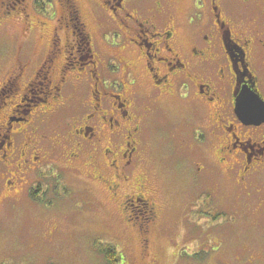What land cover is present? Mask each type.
I'll return each instance as SVG.
<instances>
[{"label": "rangeland", "instance_id": "1", "mask_svg": "<svg viewBox=\"0 0 264 264\" xmlns=\"http://www.w3.org/2000/svg\"><path fill=\"white\" fill-rule=\"evenodd\" d=\"M70 1L71 6H77L78 15L71 17L76 29L66 30L61 23L71 21L64 22L70 10L64 0H0V89L20 63L26 65L17 91L6 100L9 105L18 101V96L26 92L27 82L38 81L26 102L36 100L30 107L29 120L33 112L48 108V102L52 111L38 120L37 126L65 139L86 111L89 98L86 86H77L73 80L81 73L78 61H99L101 77L111 75L118 82L123 80L124 86L118 92L128 98L125 70L108 73L103 69L121 50L111 45L113 37L108 35V27L114 23L107 13L110 10L101 0ZM128 1L131 9L146 11L157 0H126L127 8ZM170 1L176 23L185 32L179 40L187 43L186 18L194 0ZM81 21L92 34L91 44L85 35L80 38ZM54 35L61 38L62 45L54 54V69L42 78L36 77ZM74 39H78L82 51L70 49L71 65L61 72L68 56L64 45ZM122 54L128 57V52ZM134 68L140 79L136 90L145 97L151 91V79L142 77L140 62ZM63 74L76 87L65 86L57 93L54 86L59 85ZM82 75L88 76L86 72ZM192 103L178 95H165L156 104L160 110L145 114L139 142L141 161L132 175L136 178L144 171L148 188L154 189L159 214L151 223L140 216H129L131 212L124 209V195L131 184L126 181L112 190L104 179H94L95 170L104 177H110V172L92 166V158L69 159L72 151L60 155L47 145L48 161L44 164L53 163L60 170L47 167L40 181L30 188V180L38 177L27 174L22 176L24 180H16L18 176L13 173L19 174L17 155L11 157L8 167L0 172V264H102L98 249L110 242L122 255L120 264H264V177L260 179L262 189L245 196L219 164L215 137L196 138V130L200 131L209 118L193 115ZM0 107L1 126L6 104L0 103ZM31 137L28 133L15 136L17 150ZM106 143L104 139L101 147ZM101 157L105 161V156ZM64 164L68 169L62 168ZM204 164L209 165L208 172L200 173L198 169ZM211 170L215 172L212 177Z\"/></svg>", "mask_w": 264, "mask_h": 264}, {"label": "flooded vegetation", "instance_id": "2", "mask_svg": "<svg viewBox=\"0 0 264 264\" xmlns=\"http://www.w3.org/2000/svg\"><path fill=\"white\" fill-rule=\"evenodd\" d=\"M101 1L110 10L107 13L114 22L108 27V35L113 37L111 45L121 48L112 56L113 61L110 59L103 69L108 73L119 68L125 70L128 74V98H123L118 92L124 86L123 80L118 82L111 75L102 78L99 61L84 63L78 55L82 61H78L81 73L73 80L77 86L88 89L86 111L75 121L68 139L59 134L54 136L37 126L38 120H43L52 111L48 102L45 104L48 108L33 112L32 121L29 120L32 113L30 107L36 100L26 102L38 81L27 82L26 92L18 96V101L9 105L6 100L17 91L19 81L28 69L19 62L18 69L13 75L10 74L5 86L0 89V103L6 104L5 111L8 110L4 111V121L0 126V172L8 167L11 157L17 155L15 159L19 174H13L18 176L16 180L19 181L29 174L38 177L35 183L30 180L31 188L40 181L47 167L57 172L60 170L53 163L44 164L48 161L45 154L48 153L47 145L50 149L56 148L60 155L66 156L72 151L69 159L92 158V166L97 169L102 166L103 172H110V177L105 173L104 177L94 169L95 175L92 176L94 179H104L112 190L126 181L128 185L131 184L124 195V209L131 212L129 216H140L151 223L159 214L154 189L148 188L144 171L138 173L136 178L132 175L141 161L139 142L142 125L147 119L145 114L160 110L156 104L161 97L178 95L193 102V115L205 114L209 118L205 126L199 128L200 131L196 130V138L215 137L217 143L214 147L220 157L219 164L232 176L245 196L251 197V192L261 190L263 185L260 179L264 177V122H245L236 111V103L243 90L260 96L264 101V0H194L186 18L187 43L179 40V35L185 32L176 23L170 0H157L146 11L139 7L137 10L131 9L129 1L127 8L126 0ZM68 8L70 18L65 14L64 22L68 20L71 24L61 23V26L66 30L76 29L71 17L78 13V8L74 3ZM79 34L81 40V36L85 35L89 41L87 43L91 44L92 34L82 21ZM60 41L59 36L52 37L50 49L37 69L36 77L42 78L54 69V54L62 49ZM66 42L64 47L68 56L61 72L71 65L69 59L72 57L69 56L73 52L70 49L82 51L78 39ZM126 52L128 57L122 54ZM139 62L142 64V77L151 79V91L145 97L136 90L140 79L134 73V67ZM84 72L88 75L85 78L82 75ZM50 82L47 85L52 90ZM69 85L76 87L63 74L59 85L54 86L55 92L59 93ZM7 89L8 95L5 94ZM24 105L27 108L22 110ZM185 122L188 123V120ZM21 123L25 125L16 127ZM182 129L185 130V125ZM25 133L32 137L17 150L14 137H23ZM104 139H107V143L102 148L100 144ZM19 150L20 154L17 152ZM208 166L204 164L198 169L199 172H208ZM62 168L68 169V166L64 164ZM8 173L11 175L10 171ZM214 174L213 170L209 172L210 177ZM12 183L16 184V181Z\"/></svg>", "mask_w": 264, "mask_h": 264}, {"label": "water", "instance_id": "3", "mask_svg": "<svg viewBox=\"0 0 264 264\" xmlns=\"http://www.w3.org/2000/svg\"><path fill=\"white\" fill-rule=\"evenodd\" d=\"M242 95H248L253 99V103L247 111H243L239 105V99ZM236 111L247 123L260 124L264 122V101L256 94H248L247 91L243 90L237 98Z\"/></svg>", "mask_w": 264, "mask_h": 264}, {"label": "trees", "instance_id": "4", "mask_svg": "<svg viewBox=\"0 0 264 264\" xmlns=\"http://www.w3.org/2000/svg\"><path fill=\"white\" fill-rule=\"evenodd\" d=\"M39 3V1H38ZM64 3L67 7H71V1L70 0H64ZM74 14V17H76ZM98 251L102 255V264H120L122 262V255L120 254L118 248L116 245L112 242L102 244Z\"/></svg>", "mask_w": 264, "mask_h": 264}, {"label": "snow or ice", "instance_id": "5", "mask_svg": "<svg viewBox=\"0 0 264 264\" xmlns=\"http://www.w3.org/2000/svg\"><path fill=\"white\" fill-rule=\"evenodd\" d=\"M252 103L253 99L248 95H242L239 99V105L243 111H247Z\"/></svg>", "mask_w": 264, "mask_h": 264}]
</instances>
